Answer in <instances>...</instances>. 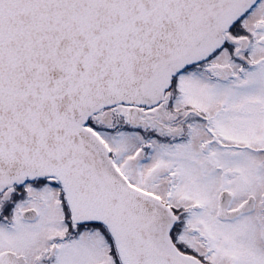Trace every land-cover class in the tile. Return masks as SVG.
Returning a JSON list of instances; mask_svg holds the SVG:
<instances>
[{
	"label": "snow or ice",
	"instance_id": "6c2138e0",
	"mask_svg": "<svg viewBox=\"0 0 264 264\" xmlns=\"http://www.w3.org/2000/svg\"><path fill=\"white\" fill-rule=\"evenodd\" d=\"M0 264H264V0H0Z\"/></svg>",
	"mask_w": 264,
	"mask_h": 264
}]
</instances>
